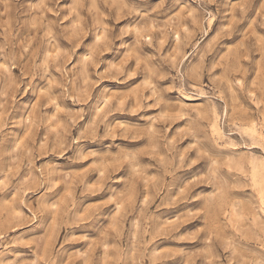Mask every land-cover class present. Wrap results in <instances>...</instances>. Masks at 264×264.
Segmentation results:
<instances>
[{
    "label": "rangeland",
    "instance_id": "1",
    "mask_svg": "<svg viewBox=\"0 0 264 264\" xmlns=\"http://www.w3.org/2000/svg\"><path fill=\"white\" fill-rule=\"evenodd\" d=\"M0 264H264V0H0Z\"/></svg>",
    "mask_w": 264,
    "mask_h": 264
}]
</instances>
